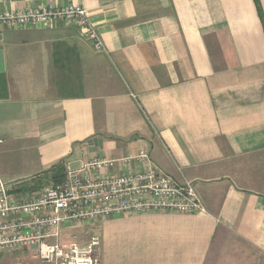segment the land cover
<instances>
[{
  "label": "crops",
  "instance_id": "0c3cea01",
  "mask_svg": "<svg viewBox=\"0 0 264 264\" xmlns=\"http://www.w3.org/2000/svg\"><path fill=\"white\" fill-rule=\"evenodd\" d=\"M50 3L83 5L106 51L76 23L4 30L0 182L26 198L45 171L94 158L118 161L105 175L185 178L206 213L68 223L63 240L100 236V264H264V0H0V13ZM0 264L45 263L22 248Z\"/></svg>",
  "mask_w": 264,
  "mask_h": 264
},
{
  "label": "built area",
  "instance_id": "2783aa9c",
  "mask_svg": "<svg viewBox=\"0 0 264 264\" xmlns=\"http://www.w3.org/2000/svg\"><path fill=\"white\" fill-rule=\"evenodd\" d=\"M76 23L98 52L106 51L97 28L83 5L48 4L40 10L0 13V39L6 28L30 25ZM147 155L121 161L128 165L142 162ZM118 161L94 158L80 170L70 167L66 178L40 193L16 198L0 182V252L33 248L45 264H100L102 240L94 235L80 245L66 242L63 226L94 222L115 216L147 213H206L194 184L178 182L156 170L105 175Z\"/></svg>",
  "mask_w": 264,
  "mask_h": 264
},
{
  "label": "trees",
  "instance_id": "16d2710c",
  "mask_svg": "<svg viewBox=\"0 0 264 264\" xmlns=\"http://www.w3.org/2000/svg\"><path fill=\"white\" fill-rule=\"evenodd\" d=\"M42 174H43V179L41 180V184L43 186L45 185L46 187L47 185L49 186V185L60 184L66 178L67 170L66 167L63 165V163H60L54 166L52 169L45 171Z\"/></svg>",
  "mask_w": 264,
  "mask_h": 264
},
{
  "label": "rangeland",
  "instance_id": "374dc122",
  "mask_svg": "<svg viewBox=\"0 0 264 264\" xmlns=\"http://www.w3.org/2000/svg\"><path fill=\"white\" fill-rule=\"evenodd\" d=\"M47 186H48V185H47ZM47 186H46V187H47ZM43 189H44V188H43ZM43 189H42V190H43ZM42 190H41V191H42Z\"/></svg>",
  "mask_w": 264,
  "mask_h": 264
}]
</instances>
